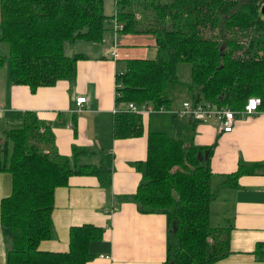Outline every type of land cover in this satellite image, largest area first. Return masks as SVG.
<instances>
[{
	"label": "trees",
	"instance_id": "1",
	"mask_svg": "<svg viewBox=\"0 0 264 264\" xmlns=\"http://www.w3.org/2000/svg\"><path fill=\"white\" fill-rule=\"evenodd\" d=\"M114 4V13L107 15L104 0H0V40L8 45V53L0 54V65L8 63L12 83L35 91L58 79L74 78L77 61L86 55L67 54V42H99L110 29L147 33L154 36L155 55L122 59L124 67L116 72L115 137L143 133L141 113L128 109L129 101L171 108L172 90L181 83L180 61L190 63L187 87L193 104L236 111L249 97L259 96L258 107L264 109V0H114ZM113 21L122 26L115 29ZM198 121L190 116L183 130L174 134L149 130L146 158L134 163L140 181L133 193L118 198L133 202L139 213L166 216L163 264H213L230 253L231 227L210 223L216 195L209 165L214 144L194 143ZM205 151L207 158L200 161L197 154ZM85 156L96 158L89 161ZM259 165L239 164L223 185L235 186L240 175L253 173ZM0 172L12 178L11 192L0 202L6 264H86L93 259L90 243L101 240L103 230L90 223L69 229L67 251H45L39 244L54 237L55 190L68 186L71 177L93 176L107 200L113 197L111 154L73 147L71 156L61 155L52 124L29 110L21 125L4 131Z\"/></svg>",
	"mask_w": 264,
	"mask_h": 264
},
{
	"label": "crops",
	"instance_id": "2",
	"mask_svg": "<svg viewBox=\"0 0 264 264\" xmlns=\"http://www.w3.org/2000/svg\"><path fill=\"white\" fill-rule=\"evenodd\" d=\"M104 12L107 15L114 12V8H108L107 0ZM154 42L152 34L119 33L111 29L99 42L83 39L67 42V54L86 55L77 61L74 78H61L35 91L27 85L12 83L8 63L0 65V138L6 129L21 125L25 112L32 110L52 124L61 155L71 156L73 147H79L108 153L113 158L110 200L93 176H73L68 186L56 188L52 213L54 237L41 241L39 249L67 251L69 229L90 223L101 227L103 235L101 240L90 243L94 257L86 264H163L168 245L166 216L139 213L133 202L118 199L133 193L140 181L141 174L134 163L146 158L147 132L163 130L150 118L157 111L141 113L142 134L115 137L113 133L117 69L124 67L122 59L153 57ZM77 45L83 49H76ZM7 53V43L0 40V54ZM78 96H84L85 101L77 104ZM185 99L190 100L183 98L169 109L180 122H174V130L166 131L178 133L187 125L190 116L172 111L179 109ZM195 127V144H214L209 165L216 195L210 206V223L231 227L230 253L213 264H264V253L258 249L264 246V109L258 107L248 114L236 115L228 131H218L213 120L198 121ZM84 158L94 161L96 156ZM253 163L260 164L256 171L240 175L235 186L223 185L226 175L235 172L239 164ZM11 183L10 173L0 172V202L10 194ZM6 253L7 241L0 223V264H6Z\"/></svg>",
	"mask_w": 264,
	"mask_h": 264
},
{
	"label": "built area",
	"instance_id": "3",
	"mask_svg": "<svg viewBox=\"0 0 264 264\" xmlns=\"http://www.w3.org/2000/svg\"><path fill=\"white\" fill-rule=\"evenodd\" d=\"M121 26V23H118L116 21L114 22L115 29ZM115 95L117 96L119 95V93L115 91ZM83 101H85L84 96H78L76 98L77 104H81ZM260 103L261 99L259 96H252L248 98L244 108L235 111L229 107L214 106L210 103L193 104L190 100H183L181 103V107L172 111L179 115L186 114L188 116H192L196 119H199L200 121L213 120L217 124L218 131H228L232 129L234 118L236 115L248 114L253 110H256ZM127 108L138 113L150 112L156 109L152 107V105L148 102L137 103L133 101H129L127 103ZM161 109L164 108L160 107L158 110ZM75 110L79 109L75 108ZM262 251L264 252V246L262 247Z\"/></svg>",
	"mask_w": 264,
	"mask_h": 264
},
{
	"label": "rangeland",
	"instance_id": "4",
	"mask_svg": "<svg viewBox=\"0 0 264 264\" xmlns=\"http://www.w3.org/2000/svg\"><path fill=\"white\" fill-rule=\"evenodd\" d=\"M107 1H108V8L111 6V8L115 9L114 1H112V0H107ZM111 11H112V9H111ZM113 23H114V21H113ZM82 43H84V42H82ZM68 48H66V50ZM76 49L82 50L83 47H80L77 45ZM152 50H154V53L151 52V54H153V56H154L156 50L155 49H152ZM177 74H178V77H179L181 83H177L172 90L173 104H177V103L181 102V100L183 98H188L191 96L190 91L188 90V87H187L188 83L190 82V63L187 61H180L177 64ZM152 107H154V106L152 105ZM154 111H157V112H152L150 114V118H151V120L156 121L158 123L157 126L160 129L174 130L173 129L174 122H176V124H178L180 122V118L178 116H177V118L174 117L173 114L170 113L171 110H169V109H161V110L155 109ZM2 136H4V135H2ZM2 143H3V138H0V144H2ZM213 222L214 221H212L211 223H213Z\"/></svg>",
	"mask_w": 264,
	"mask_h": 264
},
{
	"label": "water",
	"instance_id": "5",
	"mask_svg": "<svg viewBox=\"0 0 264 264\" xmlns=\"http://www.w3.org/2000/svg\"><path fill=\"white\" fill-rule=\"evenodd\" d=\"M197 156H198V159L200 161L203 159H206L207 158V151H205L203 154H201V152H198Z\"/></svg>",
	"mask_w": 264,
	"mask_h": 264
}]
</instances>
